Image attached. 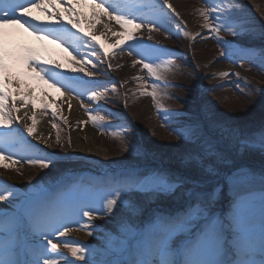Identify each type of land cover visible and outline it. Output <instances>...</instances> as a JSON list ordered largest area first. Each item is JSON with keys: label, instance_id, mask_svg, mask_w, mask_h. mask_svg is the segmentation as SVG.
Here are the masks:
<instances>
[{"label": "rangeland", "instance_id": "1", "mask_svg": "<svg viewBox=\"0 0 264 264\" xmlns=\"http://www.w3.org/2000/svg\"><path fill=\"white\" fill-rule=\"evenodd\" d=\"M168 1L177 7L179 15L176 19L171 15L165 17L155 4L135 13L137 17L149 16L155 20L153 30L149 31L147 26L139 30L131 29L145 45L170 50L157 61L162 67L156 75L162 78L150 75L142 63L134 64L133 60L139 57L129 55L127 46L121 44L118 56L123 54L126 57H112L111 61L119 77L126 82L124 85L114 83L98 47L91 39L84 38L91 41L97 51L92 55L90 48L82 47L80 52L87 53L90 63L77 64L75 73L85 81H103V86L95 90L106 91L105 99L89 100L90 92L85 90L94 85L85 84L77 88V93L84 94H75L76 98L87 105L71 120L63 108L67 89L58 91L59 98L36 96L35 112L22 115L12 124L13 129H19V134L11 151L15 153L13 158L48 154L55 161V166L41 169L38 165L27 164L25 160L12 164L11 160L4 159L0 161V180L12 185L11 190L22 201L27 197L50 205L55 219L70 226L65 236H60L57 231L53 242L69 241L72 246L83 247L86 261L91 264H107L109 261L110 264H123L134 256L151 258L156 234L162 230L158 218L181 214L182 209L197 203H203L208 209L204 215L217 222L222 247L219 258L224 264H234L239 258L237 245L240 240L248 238L243 236L246 224H250V238L254 242L253 251L247 258L259 261L262 259L260 239L264 227V149L241 150L239 141L256 139L254 134L264 129V0H238V16L249 32L232 36L227 31H221L219 36L225 43L218 42L214 38L216 33L203 26L200 10L208 7L204 0ZM112 22L123 33L122 41L133 43L125 35L129 26H122L116 20ZM177 22L180 28H177ZM89 30L94 35L98 34L94 31L96 29ZM21 45L12 49L24 48ZM48 47L52 56L61 55L63 50L53 44H48ZM63 52L65 58L70 57L68 52ZM72 54L76 55L75 52ZM76 58L81 59L79 55ZM80 67H84L85 72H80ZM87 72L94 75L88 76ZM153 83L158 85L156 101L145 94L152 91ZM11 103V98L5 101L6 113L12 107ZM31 106L28 104L26 108ZM86 108L93 110L92 115L103 119L94 122ZM158 108L175 114L174 119L165 123L158 114ZM128 110L140 113L139 122L132 121L131 116L130 119L125 117ZM41 112L47 113L56 125L53 136H60L61 144L55 142L52 148L56 155L37 150L33 145L34 134L27 133L26 126L32 124L31 117L35 115L37 125ZM12 115L16 116V112L13 111ZM192 124L200 125L213 138L216 145L213 154H205L197 143L181 139L171 130ZM221 128L234 130L237 136L221 138ZM89 132L96 136L94 144L103 148L99 150L100 157L92 159L94 167L77 164L70 170L67 163L76 154V142L81 140L84 143ZM22 140L27 146H22ZM129 145L131 150L124 151ZM26 149L29 155L26 153L24 156L21 153ZM89 151V147H84L82 156H89ZM154 173H167L178 178L180 187L170 194L154 193L156 207H148V195L152 192H130L126 197V202H130L127 207L118 206L112 213H98L99 198L114 187V180L126 177L143 180L150 186L158 180ZM14 177L21 180L15 181ZM64 178L66 181L60 183ZM97 180L108 183L97 185ZM54 182L57 185L51 192H45L39 201L42 189L51 187ZM180 194L188 195L189 202L184 207L179 206L182 201L177 195ZM18 206L19 203L11 199L0 201V213L10 216ZM81 208L97 209L96 219L90 225L87 218L82 217ZM204 220L203 217L196 218L191 227L199 232V228L205 226ZM81 225L85 227L78 230ZM18 231L20 237L16 243L27 247L31 243L28 228L22 227ZM74 231L84 233L88 238L78 237ZM12 239L7 231L0 234V240L5 244ZM228 239L234 251L226 258L223 244ZM176 244H179V239ZM58 251L64 257L75 260L62 244ZM76 264H85V261L76 260Z\"/></svg>", "mask_w": 264, "mask_h": 264}, {"label": "snow or ice", "instance_id": "2", "mask_svg": "<svg viewBox=\"0 0 264 264\" xmlns=\"http://www.w3.org/2000/svg\"><path fill=\"white\" fill-rule=\"evenodd\" d=\"M60 2L61 0H42V3L54 6L60 4ZM64 2L68 4L65 10L74 16L76 14L75 5L82 3L83 0H64ZM204 2L208 7L200 10V15L204 21L203 26L210 32L216 33L214 38L218 42L225 43L219 36L221 31H227L232 36L249 32L245 22L238 16L240 11L237 7L238 0H204ZM92 3L101 12L111 14V18L122 26H129V30L125 35L127 40L133 43L128 44L127 41H117L114 47L120 48L122 43L125 44L129 55L139 57V59L133 60L134 64L142 63L143 68L150 75L161 79V76L156 75L162 67L157 61L168 54L170 50L157 45H145L143 40L137 39L133 35L131 29L139 30L147 26L149 31L153 30L156 24L155 20L149 16L137 17L135 13L151 8L156 3L161 4L160 10L165 17L169 15L178 17L179 14L168 3V0H134L133 7H128L127 5L122 7V0H99V2L92 0ZM227 5H230V7ZM165 7L170 11H164ZM37 9L46 10L36 0H0V161L9 159L12 164H16L20 160H25L30 165H38L41 169H49L55 166V161L48 154L13 158L15 153L11 149L15 145L19 129H13L12 124L14 121L21 119L12 115L13 111H20L16 107V94H19L23 107L32 104L33 109H35V100L37 98L35 88L28 83V80L41 81L47 84L48 87L56 88L57 91L62 88L75 91L85 84L94 85L93 88L85 90L90 92L88 97L90 101L105 99L106 91L95 90L96 87L103 86L102 82L85 81L82 77H67L64 81L58 80L56 77L64 74L58 73L57 69L63 66L57 61L45 59L46 47H24L19 49H10L8 47L9 37L13 31L22 29L24 32H28L29 35L34 36L37 41L47 42V44L63 48L71 57L70 63H90L87 59V53L81 54L80 48L88 47L91 49V54L95 55L97 51L95 45L91 41L85 40L82 36L77 37V34L71 32L62 22L51 25L46 21H42L39 16L33 14L34 10ZM109 10L111 11L109 12ZM56 15L58 16L59 14L57 13ZM25 17L29 19H25ZM210 20L212 21L211 23H209ZM33 21H38L39 23H33ZM71 22L70 19L69 23ZM176 26L177 28L181 27L179 22H177ZM73 28H79L81 33L84 31L83 28L79 27L78 23L73 24ZM92 41H95V37H92ZM101 47L103 46L101 45ZM70 48L72 51H69ZM121 51H123V48H121ZM72 52H75L76 55H73ZM77 55L81 57L80 60H77ZM107 55V50H105V56ZM41 61L48 67L41 64ZM92 66L95 67L94 64ZM168 67H171V65H168ZM79 71L85 72V68L80 67ZM86 74L88 76L94 75L93 72H87ZM221 75H228V73H221ZM14 84L17 87L13 88ZM151 87L152 91L145 94L151 96L153 101H156L158 85L153 83ZM262 93H264V90H262ZM83 94L77 93V95ZM10 97L12 98V107L6 113L5 101ZM70 107L71 105L69 104ZM85 110L89 113V118L94 122L98 119H103L92 115L93 110L87 108ZM157 111L164 118L165 123L174 119L175 114L162 112L159 108ZM31 120L32 124L26 126L29 135H33L36 132L35 115L31 117ZM53 127H56V125L53 124ZM171 130L181 139L197 143L205 154L211 155L215 152L216 145L213 142V138L204 132L200 125H186L181 128H172ZM219 135L221 138H227L237 136V133L234 130L221 128L219 129ZM254 136L256 139H242L239 141L241 150L255 147L264 149V129L255 133ZM56 143L61 144L59 135L56 136ZM68 143L71 144V141L69 140ZM131 147V145L125 147L124 151H130ZM4 167H8V165H4ZM240 174L247 175V173ZM153 175L157 176L158 180L150 186L146 185L143 180H134L126 177L114 180V187L104 192L99 198V212L101 214L112 213L114 208L118 206L127 207L130 202H126V197L130 192H152L163 195L174 193L180 187L178 178L170 177L167 173H154ZM262 183H264V178H262ZM12 187V185L0 180V201L11 199L19 203L18 208L10 216L0 213V234L7 231L13 237L7 244L0 240V264H60V260H63V264H76V260L91 264V262L86 261L83 247L72 246V242L69 241L53 242L57 231H59L60 236H65L70 230V226L59 223L55 219L54 209L50 205L33 201L27 197L22 201L11 190ZM214 194L213 192L212 195ZM262 208H264V197H262ZM207 210L203 203H197L196 205H190L182 214L159 217L158 219L162 223V230L156 234L151 258H137L134 256L133 259L123 262V264H224V261L219 258L222 255L219 228L214 218L204 215ZM80 212L82 217L87 218L89 225L91 221L96 219V208H87V210L81 208ZM198 217H203L206 223L199 232H196L191 226ZM54 224L56 225L55 227H53ZM21 227H27L31 236V243L27 247L16 243V240L20 237L18 230ZM84 227V225H81L78 230H82ZM88 234L92 235L91 232ZM243 236L248 238L239 241L237 245L239 258L234 261V264H264V227H262L260 239L262 259L259 261L247 258L254 248V242L250 238V224L244 226ZM178 239L179 244L177 245L176 241ZM61 244L63 247L68 248L71 257H74L75 260H70L64 257L62 253H59L58 249ZM140 255H143V253H140ZM20 257L28 258L21 259Z\"/></svg>", "mask_w": 264, "mask_h": 264}, {"label": "bare ground", "instance_id": "3", "mask_svg": "<svg viewBox=\"0 0 264 264\" xmlns=\"http://www.w3.org/2000/svg\"><path fill=\"white\" fill-rule=\"evenodd\" d=\"M99 2V0H97ZM42 4V7L45 8V11H41L39 9L34 10V15L39 16L42 21H46L47 23L51 25H55L57 23H63L68 29L71 30V32H74L77 34V37L80 34L79 28H73V24H79L80 28H83V30L94 34L91 30L87 29H96L95 33H98L96 35V40H101L102 45L106 48L108 53V59L113 57H126L125 55H119V48L114 47V45L117 43V41H122L123 39V33L121 31H118V27H116L115 23L112 21H115L111 18V14L109 13H103L99 8L96 7L95 4L92 3V0H83L82 3H78L75 5L76 7V14L73 16L69 14L65 9L68 7V4L64 2V0H61L60 4L58 5H52V4H44L42 3V0L40 2ZM107 7V5H106ZM111 10H109L110 12ZM59 14L58 16L56 14ZM25 19H29L28 17H25ZM71 19V23H69V20ZM33 23H39L38 21H33ZM22 44V47H33V48H42L46 47L47 52L44 53L46 60H54L60 63L63 67L60 69H57L58 73H63L64 75H58L56 78L58 80L64 81L67 77H73V78H79L75 74V69L78 67L76 63H70L71 57L65 58L64 56V50H62L61 55H57L52 57L51 56V49L47 46L46 42L43 41H37L34 36L29 35L28 32H24L22 29L20 30H14L12 35L9 37L8 41V47L12 49V47H18ZM123 44V43H122ZM71 49V48H70ZM72 51V49H71ZM81 51V48H80ZM113 53V54H112ZM41 64H44L43 61L40 62ZM112 63V62H111ZM45 67H48V65L44 64ZM115 71V75L117 76L118 70L113 68ZM25 79H27L25 77ZM28 83L32 85V87L35 88V95L36 96H49L52 97H58L59 94L56 88L54 87H48L47 84H44L41 81H33L28 80ZM17 87V85H13V88ZM75 94H77L75 91H69L67 90L65 92V99L63 100V108L66 112V114L69 116V118L72 120L75 118V116L81 112L82 107H86V103L80 101L76 98ZM11 98V97H10ZM12 102V98H11ZM12 104V103H11ZM69 104L71 107L69 108ZM16 107L20 109L19 112H16V116L22 117L24 114H33L35 111L33 107L26 108L22 106V102L19 99V94H16ZM131 117L136 122H139V119H141L140 113L135 112L133 113L131 111ZM53 121L51 117L45 113L41 112L38 115V122L36 125V132L34 134V139L37 142H43L48 141L52 143L51 136L48 137L47 133H53ZM96 136L93 135L92 132H89L85 136V142L83 143L81 140L76 142V154L73 155V158L71 161L67 163L68 167L71 169L75 168L77 164L82 165L84 167H94L93 160L97 157H100V151L103 150L102 146L95 145L94 139ZM93 144V145H92ZM84 147L90 148V155L89 156H82V153L84 152ZM93 159V160H92ZM72 161L74 163H72ZM15 181H20L21 179L18 177H14ZM183 193L184 190H181ZM178 199H180L182 202L186 200V195H177ZM156 198V194L151 193L148 195L149 199V205L148 207H156L157 205L154 204ZM6 206H4L5 208ZM3 208V209H4ZM75 234L78 237L81 238H88L87 235L84 233L74 231Z\"/></svg>", "mask_w": 264, "mask_h": 264}]
</instances>
